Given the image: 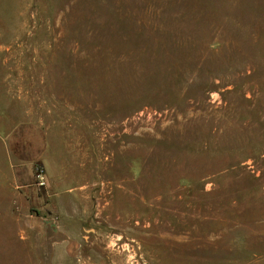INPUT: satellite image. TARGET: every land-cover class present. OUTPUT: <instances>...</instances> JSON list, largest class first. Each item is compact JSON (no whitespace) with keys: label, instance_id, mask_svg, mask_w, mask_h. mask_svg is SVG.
<instances>
[{"label":"rangeland","instance_id":"rangeland-1","mask_svg":"<svg viewBox=\"0 0 264 264\" xmlns=\"http://www.w3.org/2000/svg\"><path fill=\"white\" fill-rule=\"evenodd\" d=\"M0 264H264V0H0Z\"/></svg>","mask_w":264,"mask_h":264}]
</instances>
